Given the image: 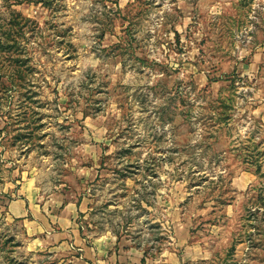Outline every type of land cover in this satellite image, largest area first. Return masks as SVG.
Wrapping results in <instances>:
<instances>
[{
    "label": "rangeland",
    "instance_id": "obj_1",
    "mask_svg": "<svg viewBox=\"0 0 264 264\" xmlns=\"http://www.w3.org/2000/svg\"><path fill=\"white\" fill-rule=\"evenodd\" d=\"M260 103L264 0H0V264H84L7 219L26 180L142 262L264 264Z\"/></svg>",
    "mask_w": 264,
    "mask_h": 264
},
{
    "label": "crops",
    "instance_id": "obj_2",
    "mask_svg": "<svg viewBox=\"0 0 264 264\" xmlns=\"http://www.w3.org/2000/svg\"><path fill=\"white\" fill-rule=\"evenodd\" d=\"M259 59V58H258ZM251 72L257 71V65L250 66ZM258 108V107H257ZM254 116L264 117V104H259V108L253 113ZM15 194L10 196L6 203V216L9 221L20 220L19 222L27 227L30 236H39L53 224L57 225L54 234H59L62 239H74L79 246L80 258L84 264H181L186 261L191 253L196 250L185 246L181 253L169 252L161 255L157 261L142 262L145 257L137 250L127 248L126 250H114L113 242L107 238L96 239L92 242L80 238V232L73 222L71 209L61 206L60 213L52 219V210L38 200L39 194L29 181L19 183V188L14 190ZM48 212V214H46ZM48 218V219H47ZM57 232V233H56ZM52 234H49L52 236ZM79 241H78V240ZM182 241V240H181ZM182 244H187L184 240Z\"/></svg>",
    "mask_w": 264,
    "mask_h": 264
}]
</instances>
